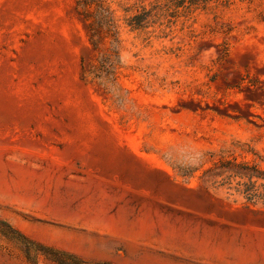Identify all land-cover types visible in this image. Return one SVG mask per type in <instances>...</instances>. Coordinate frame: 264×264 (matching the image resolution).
I'll use <instances>...</instances> for the list:
<instances>
[{
	"label": "rangeland",
	"instance_id": "1",
	"mask_svg": "<svg viewBox=\"0 0 264 264\" xmlns=\"http://www.w3.org/2000/svg\"><path fill=\"white\" fill-rule=\"evenodd\" d=\"M106 1L115 80L82 75L75 0H0V264H264V209L197 178L264 159V0L149 34L123 19L152 0Z\"/></svg>",
	"mask_w": 264,
	"mask_h": 264
},
{
	"label": "trees",
	"instance_id": "2",
	"mask_svg": "<svg viewBox=\"0 0 264 264\" xmlns=\"http://www.w3.org/2000/svg\"><path fill=\"white\" fill-rule=\"evenodd\" d=\"M215 1L152 0L148 5L126 7L123 22L132 31L149 34L150 27L165 25V19L169 23L181 16L189 18L196 10H205L210 2ZM74 8L96 62L94 64L81 57L82 75L115 80L121 66L118 50L113 46L118 43L120 28L114 11L106 0H75ZM235 144L242 146V154H256L254 148L245 142L237 140ZM207 154L209 164L197 177L202 187L206 190L224 189L227 197L232 195L229 191L233 189L241 196L243 207L264 209V166L261 165L264 159L259 158L260 163H256L253 159L239 160L233 154L223 155L214 151ZM182 176L191 177L186 174Z\"/></svg>",
	"mask_w": 264,
	"mask_h": 264
}]
</instances>
